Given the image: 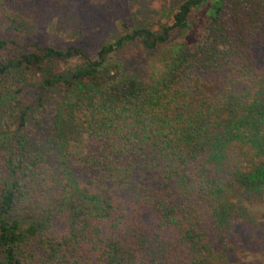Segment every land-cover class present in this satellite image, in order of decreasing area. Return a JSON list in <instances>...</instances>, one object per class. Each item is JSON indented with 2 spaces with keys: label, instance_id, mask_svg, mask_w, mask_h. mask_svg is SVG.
I'll list each match as a JSON object with an SVG mask.
<instances>
[{
  "label": "trees",
  "instance_id": "trees-1",
  "mask_svg": "<svg viewBox=\"0 0 264 264\" xmlns=\"http://www.w3.org/2000/svg\"><path fill=\"white\" fill-rule=\"evenodd\" d=\"M36 1L0 0V264H240L236 199L264 190V0H183L89 53L76 12L28 40ZM126 46L163 70L127 74Z\"/></svg>",
  "mask_w": 264,
  "mask_h": 264
},
{
  "label": "rangeland",
  "instance_id": "rangeland-1",
  "mask_svg": "<svg viewBox=\"0 0 264 264\" xmlns=\"http://www.w3.org/2000/svg\"><path fill=\"white\" fill-rule=\"evenodd\" d=\"M181 1L183 0H65L66 7L58 12L48 2L38 0L31 4V9L35 10V19L32 20V27L26 37L29 40L40 34L52 35L54 23L64 12H76L84 29V39L78 44L88 53L94 52L119 38L123 31L141 27L156 28L157 22L169 24ZM5 28L4 14L0 9V34ZM58 39L63 44L70 41L64 35L58 36ZM25 50L12 47L8 55L13 56L18 51ZM117 57L124 64L126 73L135 77L146 78L153 71L158 74L163 70L160 63L148 65V54H143L132 46H126ZM13 118V110L6 104L0 105V127L6 122H14ZM73 147L76 149L77 145L74 144ZM240 195L242 196L236 199V206L242 219L235 229L238 238L236 249L230 253L229 258L240 264H264V190Z\"/></svg>",
  "mask_w": 264,
  "mask_h": 264
}]
</instances>
